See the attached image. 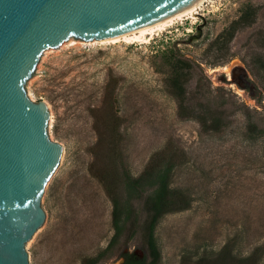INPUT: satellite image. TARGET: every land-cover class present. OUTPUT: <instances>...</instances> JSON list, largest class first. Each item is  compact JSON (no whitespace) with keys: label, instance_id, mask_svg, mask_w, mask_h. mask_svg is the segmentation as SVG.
<instances>
[{"label":"rangeland","instance_id":"374dc122","mask_svg":"<svg viewBox=\"0 0 264 264\" xmlns=\"http://www.w3.org/2000/svg\"><path fill=\"white\" fill-rule=\"evenodd\" d=\"M245 10L254 12L253 22L217 44ZM144 37L69 38L45 49L27 79V96L45 101L48 135L63 147L41 197L44 222L25 245L29 264H88L85 258L107 246L114 231L101 185L80 178L67 193L75 165L92 156L96 171L122 183L123 169L156 176L173 164L169 185L189 206L158 220L157 264H194L201 256L215 262L225 244L226 264L255 249L264 264V0H206L193 17ZM181 59L192 69L187 105L224 109L221 128L207 130L179 114L169 78ZM143 202L134 234L125 230L97 264H120L121 251L147 262Z\"/></svg>","mask_w":264,"mask_h":264},{"label":"water","instance_id":"95a60500","mask_svg":"<svg viewBox=\"0 0 264 264\" xmlns=\"http://www.w3.org/2000/svg\"><path fill=\"white\" fill-rule=\"evenodd\" d=\"M197 1L0 0V264H29L25 245L44 222L41 197L63 151L45 101L25 89L42 52L144 28Z\"/></svg>","mask_w":264,"mask_h":264},{"label":"trees","instance_id":"16d2710c","mask_svg":"<svg viewBox=\"0 0 264 264\" xmlns=\"http://www.w3.org/2000/svg\"><path fill=\"white\" fill-rule=\"evenodd\" d=\"M254 12L251 10H245L240 16L231 22L216 39L217 44L225 45L229 43L234 37L236 31L245 25H249L253 22ZM192 69L187 61L181 59L179 64L175 68V73L169 78V87L171 93L178 101V112L181 116L196 117L204 129H219L226 124L224 121V109H211L207 106L202 107L201 110L196 107H190L187 105L188 92L185 89V83L187 82ZM256 126V125H251ZM264 134V129L260 130ZM83 164V162H82ZM173 165V164H172ZM166 168L160 175L153 176L151 173L144 171L142 174L133 177L126 169H123L122 174L124 177L123 183L116 181L107 175L105 172L96 171V165L94 157H90V160L86 161L81 166L79 161L73 170V177L68 183V190L74 189L76 185H79L80 178L83 179L84 184L91 183L93 178L96 180L97 185H101L106 196L111 202V225L113 228V235L110 238L107 246L97 253L93 257L85 258L88 264H97L99 260L108 252L116 248L119 238L123 232L127 230L129 236L134 234L137 220V202L144 196L143 205L148 212V216L144 219L141 225V233L146 245L148 260L147 262L139 261L137 259L130 258L127 252H120L119 255L123 257V261L120 264H157L160 260V250L155 240V227L158 220L168 212H174L186 209L189 206V199L178 188H172L169 185L170 182V170L172 167ZM80 175H75L77 173ZM92 179V180H91ZM123 184V185H122ZM125 191V197L122 195L120 188ZM151 189L145 193L146 188ZM231 246L225 244L217 255L215 262L209 258L199 257L194 264H226V259L231 257ZM260 253L257 249L252 251L245 257H239L231 259L230 264H257L260 258ZM233 258V257H232ZM209 259V260H208Z\"/></svg>","mask_w":264,"mask_h":264},{"label":"bare ground","instance_id":"6f19581e","mask_svg":"<svg viewBox=\"0 0 264 264\" xmlns=\"http://www.w3.org/2000/svg\"><path fill=\"white\" fill-rule=\"evenodd\" d=\"M206 1V0H198L195 2L193 5L190 7L184 9L183 11L177 13L176 15L169 17L167 19L161 20L159 22H156L154 24H151L149 26H146L144 28H140L134 31L110 36L107 38H104V40H101L100 42H116L118 40H125V41H137V40H142L144 39V35L148 33H152L156 29H160L166 25H169L173 23L177 19H181L184 16H190L193 17V15L198 11L200 8L201 4ZM72 41V40H71ZM96 42V41H95ZM99 42V41H98Z\"/></svg>","mask_w":264,"mask_h":264}]
</instances>
